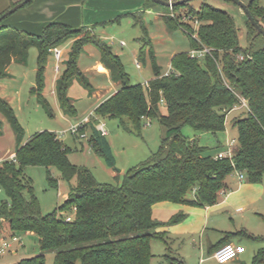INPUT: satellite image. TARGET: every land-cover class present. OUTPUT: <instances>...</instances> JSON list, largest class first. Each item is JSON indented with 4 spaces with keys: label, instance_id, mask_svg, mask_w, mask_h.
I'll use <instances>...</instances> for the list:
<instances>
[{
    "label": "trees",
    "instance_id": "trees-1",
    "mask_svg": "<svg viewBox=\"0 0 264 264\" xmlns=\"http://www.w3.org/2000/svg\"><path fill=\"white\" fill-rule=\"evenodd\" d=\"M187 7L188 4H183L164 8L176 11ZM248 8L264 29V0H251ZM192 11L200 26L196 34L188 33L191 51L173 56L172 70L167 76H161L146 27L132 15L145 35L138 62L145 63L149 57L156 77L149 87L131 83L121 58L93 30L74 29L63 23L48 24L40 35L0 28V80L8 78L7 70L12 63L26 65L30 49L36 48L37 71L31 93L49 116H53V111L43 91L45 65L52 50L73 41L56 82L60 109L65 116L73 117L77 110L68 95L73 82L89 94L93 92L91 83L78 67V59L85 46L96 47L101 64L109 71L112 81L120 85V90L97 107L95 118L83 131L91 126L89 143L108 168H114L116 161L105 136L96 130L100 119L118 120L126 132L137 134L144 120H156L166 131L159 150L145 163L128 171L121 184H103L89 170L70 162L71 149L55 133H36L22 144L24 130L11 105L0 97V113L11 125L17 142L14 160L0 165V190L7 197L0 203V231L7 223L15 234L32 233L38 237L41 251L38 257L18 264H46L48 252H55L54 264H152L153 241L166 246L165 261L183 264L180 257L172 255L168 233L160 229L179 224L187 216L178 214L161 223L153 218V207L164 202L200 208L214 206L220 194L227 190V178L234 173L244 174L252 184L263 182L264 36L258 35L247 20L252 40L243 48L234 18L228 12L207 3L199 11ZM163 19L169 28H175L176 23L170 17ZM205 50L202 58L191 55ZM240 56L244 59L239 60ZM242 101L247 104L248 114L234 122L238 137L232 159L207 156L206 148L197 140L183 135L186 126L197 133L225 132L227 116ZM27 167L45 168L52 188H58V180L51 168L58 169L68 183L76 180L65 202L52 214H42L32 182L25 176ZM70 209H74L71 221L58 215L59 211ZM246 236L263 243L250 264H264V239Z\"/></svg>",
    "mask_w": 264,
    "mask_h": 264
},
{
    "label": "rangeland",
    "instance_id": "rangeland-1",
    "mask_svg": "<svg viewBox=\"0 0 264 264\" xmlns=\"http://www.w3.org/2000/svg\"><path fill=\"white\" fill-rule=\"evenodd\" d=\"M40 0H33L25 7L7 17L1 27H7L6 22L12 20L17 14L25 12L31 6H34ZM172 1V0H164ZM179 0H173L176 2ZM246 5L251 0H240ZM84 4V12L87 19L91 18L90 13H97L96 17H101L99 20H90L91 24H82L79 28L85 27L93 30L103 42L112 47L113 52L121 57L125 70L130 77L131 83L141 84L143 87L146 82L153 80L154 74L150 63V58L146 57V62L139 61V52L142 48V41L145 37L144 32L139 24L135 22L132 15L138 17L147 29V37L150 39L151 48L154 52L157 64L166 72L171 66V59L174 54L182 52H190V44L188 33L196 34L200 23L193 18V11H199L203 3L212 5L215 8L228 12L235 21L238 30L240 45L247 48L252 40V34H249L250 28L247 21V16L243 10L232 2L225 0H193L188 3L187 9H179L176 11H165L166 8L147 0H82ZM88 4V5H87ZM101 11V13H100ZM112 11V12H108ZM118 11L117 13H115ZM108 13V15H107ZM112 13V16H110ZM101 15V16H100ZM163 16L170 17L175 21V28H169L164 22ZM92 17H94L92 15ZM68 26H70L68 24ZM74 29L77 27L70 26ZM10 29H18L32 35H40L39 32H29L18 26L8 27ZM125 43L121 47V43ZM58 49L62 52L61 61L55 59L54 53L50 54L45 65L44 78L49 79V74L54 72L56 63L60 69H64L65 60H67V52L70 51V42L60 46ZM99 51L93 45L84 47L82 54L78 59V67L84 72L94 65L98 60ZM38 51L32 48L29 51V56L26 65L13 63L9 67L11 79L0 80V97L9 101L14 114L24 130L23 143L25 144L33 135L40 132L49 131L55 133L63 144L71 149L69 155L70 162L78 167L89 170L95 180L103 184H121L128 171L145 163L153 153H156L166 137V131L156 121H143L140 134L128 133L119 126V121L114 119H100V123L106 126L107 141L109 142L113 155L116 161L114 168H108L104 159L97 154L89 143L92 134L91 126L87 128L86 139L74 137L70 130L72 127L81 124L85 118L92 115L94 117L95 106L97 105L96 98L89 97L87 91L77 82L71 88V96L77 100V113L73 117L63 115L60 107H57L51 100L48 101L53 116H49L46 110L38 103L36 96L31 93L35 86L36 71H37ZM88 80L95 89L105 90L111 86V81L100 72H89ZM45 88V87H44ZM44 92V91H43ZM59 104V103H58ZM164 111V109H162ZM248 111L246 108L239 107L233 110L227 116V128L223 133L213 135L211 133H197L190 127L186 126L182 129L185 137L191 140H197L199 145L206 148V155L216 157L218 154L225 152L227 146L232 140L237 141L238 131L234 126L237 119L246 117ZM7 121V120H6ZM2 122V121H1ZM8 122V121H7ZM9 123V122H8ZM3 125V122H2ZM5 124L2 127L0 135V158L8 157L9 151H14L15 142L13 143V129L10 124L7 125L6 133ZM10 132V133H8ZM11 136V138H10ZM221 145H224L221 148ZM8 159V158H7ZM9 161V160H6ZM5 161V162H6ZM52 175L58 180V188H52L47 180V170L43 167H27L25 176L32 182L35 195L40 203L41 212L43 215H50L55 212L67 199L70 187L76 186V180L68 183L62 178L60 171L56 168L50 169ZM238 173L230 176L232 179H237ZM248 182L247 179L243 180ZM264 186L263 183L259 184ZM7 199L5 193L0 190V203ZM185 207L202 209L188 204H180ZM263 213L246 214L242 220V225L247 229V232L257 237L259 240L264 239V204L262 206ZM183 213V212H182ZM188 217L186 212L183 213ZM58 215L74 217V209L63 212H58ZM4 223L0 231V240L2 236H10L13 233L9 226ZM180 224V223H179ZM175 224L172 226H178ZM218 226V225H217ZM233 228L232 223L220 224L219 228ZM211 239L214 233L207 232ZM26 233L19 234L23 238V247L18 249L14 246V250L0 256V264H18L22 260L31 259L41 255L39 239L36 235L25 236ZM192 237L182 239L173 248V253H179L182 260L185 259V264H218L208 253L199 250V241L195 239L192 242ZM172 244V242L170 241ZM247 250V253L240 256L234 261L227 264H239L244 261L246 264L251 263L252 257L256 249L263 246V243L256 241L244 240L242 243ZM172 247V245H171ZM153 254L152 264H167L163 257L166 255V247L161 241H153L151 244ZM55 252L45 253L46 264H54ZM184 261V260H183Z\"/></svg>",
    "mask_w": 264,
    "mask_h": 264
},
{
    "label": "crops",
    "instance_id": "crops-1",
    "mask_svg": "<svg viewBox=\"0 0 264 264\" xmlns=\"http://www.w3.org/2000/svg\"><path fill=\"white\" fill-rule=\"evenodd\" d=\"M23 1L24 0H0V16L4 12L9 11L11 8H13V5L16 6L17 4ZM108 12H112V11H108ZM117 12L118 11H116L115 13ZM88 15H90L91 18L87 19L84 12V4L82 3V0H40L34 6H31L29 9L25 10V12H21L17 14L14 18H12V20L6 22L7 25L6 28H8L9 26L10 27L18 26L19 28L25 29L29 32L39 33L50 23H63L66 25L69 24L70 26L79 28L80 26H82V24L89 25L91 24L90 22L92 20L97 21L101 18V17H96L97 13L95 12L94 13L89 12ZM92 15L94 17H92ZM110 16H112V13H110ZM89 20L90 22H88ZM72 42L73 41H70V47L72 45ZM124 46L125 45H122L121 43V47ZM69 52H67V58ZM116 55L118 54L116 53ZM53 69L54 72H51V74H49L48 82H47V77L45 76V88H44L43 96L46 98L47 101L51 100L52 102H54V104L57 107H60L56 96V82L64 69L61 70L57 63L55 65V68ZM160 70H161V76H167L171 73L172 69L170 66L166 72H163L161 67ZM7 71L9 76L8 78L5 79H11L12 75L9 73V68ZM96 71L104 74L107 78H109V80L111 81V86L105 90H98L92 86L93 92L91 94H89L88 91L86 90L89 97L96 98L97 105L95 106V110L99 105H101L111 96L117 94L118 91L120 90V85L112 81L109 71L106 68H104V66L101 64L100 53L98 60L94 62V65L88 69H85L84 72L82 71L81 72L86 77H88V75L91 74L89 72H96ZM155 78L156 77L154 75L153 80ZM151 81L146 82L145 86L146 84H150ZM75 83L76 81H74L73 84L71 85L68 95L76 108L77 100L74 99L70 94L71 88ZM6 101L9 103L8 100ZM91 116L92 115H90L88 118H90ZM86 119L87 118H85L84 120ZM1 121L3 122V125L5 124L6 126L5 131L7 133V131H9L7 130V125L9 123L6 121V118L0 113V123L2 124ZM105 138L107 140V135L105 136ZM14 142H15L14 151H9L10 153L8 157L7 155L2 156L0 158V165L4 163L6 160L11 161L15 157L16 148H17L15 133L13 134V143ZM22 144L24 143L22 142ZM223 146L224 145H221V148ZM236 178L237 179H233V178L231 179L230 176L227 178L226 180L227 190L220 194L219 202L214 206L205 207L202 209H196V208L185 207L180 204L164 202V203H159L153 207V218L161 223L169 222L173 217H175L178 214H183L184 212L188 214V217H186V219L182 221L178 226L171 225V226H165L160 229L161 232L168 233L170 241L172 242L171 244L172 247H170L171 252L173 251L174 246L177 243H180L182 239H185L187 237H192L193 238L192 242H195V239H198L199 250L201 252L204 251V253H208L210 256L212 255V258L214 259V253L224 244L233 243V244L242 245L244 240H248L250 242L252 241L248 239L246 236V234H250V233L247 232V229L244 227V225H242L244 223H242V220H238V219L239 217L240 219L244 218L245 215L248 213L256 214L257 212V214L260 215L261 213H263L262 206L264 204V186L259 184H252L249 182L244 183V181H240L239 177ZM189 199H192V195L189 197ZM226 221L232 223L233 228L231 229L227 227L224 229L219 228L220 224L224 225ZM207 232L214 233L215 236H213L211 239L210 235L208 236ZM18 235L19 234L11 233L9 237L2 236L1 239L9 240L12 236H18ZM31 235L34 234L32 233L25 234V236H31ZM22 242H23V238H22ZM22 247L23 246L18 247L17 251H15L14 253L16 254L18 252V249ZM258 249H256V251L254 252L253 257ZM167 253L168 251L166 248V254ZM246 253L247 250L245 254ZM172 255L181 258L179 253L172 252ZM183 260H184L183 264H185V259L183 258ZM165 263L169 264L167 261H165ZM239 264H246V263L244 261H240Z\"/></svg>",
    "mask_w": 264,
    "mask_h": 264
},
{
    "label": "built area",
    "instance_id": "built-area-1",
    "mask_svg": "<svg viewBox=\"0 0 264 264\" xmlns=\"http://www.w3.org/2000/svg\"><path fill=\"white\" fill-rule=\"evenodd\" d=\"M122 45H125L124 43H122ZM207 51H203V52H192L191 55L192 57H198V58H202L205 53ZM52 53H54L55 59L57 61H61L62 58V52L60 49L56 48L54 50H52ZM244 57L240 56L239 60H243ZM139 65V63H138ZM146 87H149V84H146ZM239 107L242 108H246L247 104L245 101H242V104L240 106H237L234 108L238 109ZM93 116H91L90 118H87L86 120H84L81 124L74 126L71 128L70 132L74 137H78L79 139H86L87 135L86 133L83 132V129L90 124L91 119ZM151 124L150 121L148 122V125ZM96 130L102 135V136H106L108 134L107 130H106V126L103 123H98L96 125ZM237 145V141L236 140H232L231 143L227 146V150L225 152H222L220 154H218L215 158L217 159H232L233 157V152H234V148ZM14 160V159H12ZM238 177L240 179V181H243L245 179V175L242 173H238ZM72 217L68 216L67 217V221H71ZM17 245L18 247L23 246V242H22V238L19 236H12L9 240H0V256H2L3 254L7 253V252H11L13 251L15 248L14 246ZM246 249L244 246L239 245V244H233V243H227L225 245H223L222 247H220L215 253H214V259L218 264H227L231 261L236 260L237 258H239L240 256H242L243 254H245Z\"/></svg>",
    "mask_w": 264,
    "mask_h": 264
},
{
    "label": "water",
    "instance_id": "water-1",
    "mask_svg": "<svg viewBox=\"0 0 264 264\" xmlns=\"http://www.w3.org/2000/svg\"><path fill=\"white\" fill-rule=\"evenodd\" d=\"M33 0H24L23 2L17 4L16 6H14L13 8H11L9 11H7L4 15H2L0 17V23L6 19L7 17L11 16L12 14L16 13L17 11H19L20 9H22L23 7H25L28 3L32 2ZM151 1L155 4H158L162 7H167V8H171L173 9L174 7L183 5V4H188L193 0H179L176 2L173 1H164V0H148ZM225 1H229L232 2L234 4H236L237 6H239L243 12L245 13V15L247 16V20L251 23V25L255 28V30L257 31L258 35H262L264 36V29L257 23V21L255 20V18L253 17V15L251 14L248 5H246L245 3H243L240 0H225Z\"/></svg>",
    "mask_w": 264,
    "mask_h": 264
}]
</instances>
